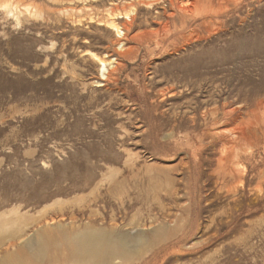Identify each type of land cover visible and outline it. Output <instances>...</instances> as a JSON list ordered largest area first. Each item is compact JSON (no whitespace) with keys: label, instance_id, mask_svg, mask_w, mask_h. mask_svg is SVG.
Masks as SVG:
<instances>
[{"label":"rangeland","instance_id":"rangeland-1","mask_svg":"<svg viewBox=\"0 0 264 264\" xmlns=\"http://www.w3.org/2000/svg\"><path fill=\"white\" fill-rule=\"evenodd\" d=\"M0 264H264V0H0Z\"/></svg>","mask_w":264,"mask_h":264},{"label":"bare ground","instance_id":"bare-ground-1","mask_svg":"<svg viewBox=\"0 0 264 264\" xmlns=\"http://www.w3.org/2000/svg\"><path fill=\"white\" fill-rule=\"evenodd\" d=\"M177 7V6H176ZM123 16V15H122ZM120 18H122L123 19V17H120ZM130 18V17H129ZM112 23V22H111ZM116 23V22H115ZM110 29L111 30H113L114 32H116V33H118V35H120L122 32H121V30L122 29H120L119 28V26L116 24H112V26L110 27ZM124 34V33H123ZM119 37H121V35L119 36ZM88 53V52H87ZM93 59H95V60H98V61H100L99 63H100V68H102V67H104V69L106 68V64L96 55V54H94V53H91V52H89L88 53ZM106 70V69H105ZM248 123V122H247ZM243 137V136H242ZM230 143V142H229ZM228 166V165H227ZM228 171V170H227Z\"/></svg>","mask_w":264,"mask_h":264}]
</instances>
